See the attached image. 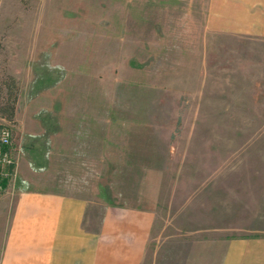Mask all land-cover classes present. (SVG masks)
Returning <instances> with one entry per match:
<instances>
[{
	"label": "rangeland",
	"instance_id": "obj_1",
	"mask_svg": "<svg viewBox=\"0 0 264 264\" xmlns=\"http://www.w3.org/2000/svg\"><path fill=\"white\" fill-rule=\"evenodd\" d=\"M185 7L0 0V105L13 93L16 109L47 107L29 116L23 111L22 118L69 124L75 130H64L63 138L69 134L81 152H93L103 124V164L77 163L72 178L62 169L69 179L63 182L96 187L104 201L131 206L147 187L139 176L149 167L187 174L159 180L160 203L141 264H182L192 240L185 229L212 224V212L197 209L194 197L202 181L196 171H211L212 155H264V131L205 129L212 122L264 121V98L242 97L244 86L251 94L255 86L228 77L243 59L263 62L264 42L244 50L237 39L205 34L200 7L190 14ZM17 123L15 115L9 121L0 114V128L13 132L16 157Z\"/></svg>",
	"mask_w": 264,
	"mask_h": 264
},
{
	"label": "crops",
	"instance_id": "obj_2",
	"mask_svg": "<svg viewBox=\"0 0 264 264\" xmlns=\"http://www.w3.org/2000/svg\"><path fill=\"white\" fill-rule=\"evenodd\" d=\"M82 1L175 3L186 5L187 13L195 5V9L202 10L205 34L237 39L244 50H251L252 41L264 42V0ZM102 62L99 65L101 82ZM242 63L228 77L236 76L239 83L255 86L254 94L244 86L242 97L263 99L264 60L253 64L252 60L243 59ZM252 69H255L254 76ZM44 108L19 104L15 108L19 151L15 174L0 192V264H141L160 203L159 180L184 178L187 174L170 171L168 175L166 171L149 167L139 176L148 179V183L134 205L108 203L98 188L63 182L68 178L60 176V170L66 169L71 177L70 173L78 171L77 163L103 164L106 151V147L103 151V124L100 125L98 149L95 146L92 153L91 149L81 152L69 140V134L68 141L63 138L64 130H75L69 128V124H62L61 128L57 124L22 118L23 111L29 116L39 111L43 113ZM99 116L103 117L102 105ZM208 125L207 130L264 131V121L225 122L221 123L222 127L214 122ZM173 129L172 126L168 128L169 131ZM47 131L51 134L47 135ZM166 154L171 155V146ZM82 155L84 159L80 158ZM210 159L211 171H196V178L202 181L198 182L194 197L197 209L211 211L213 221L211 225L198 224L193 229H185L192 240L182 264H264V155L230 154L222 158L212 155ZM254 162L257 168L251 169L250 164ZM205 179L210 181H203ZM207 189L211 196L209 201H204Z\"/></svg>",
	"mask_w": 264,
	"mask_h": 264
},
{
	"label": "built area",
	"instance_id": "obj_3",
	"mask_svg": "<svg viewBox=\"0 0 264 264\" xmlns=\"http://www.w3.org/2000/svg\"><path fill=\"white\" fill-rule=\"evenodd\" d=\"M16 147L13 132L9 126L0 128V192L15 174Z\"/></svg>",
	"mask_w": 264,
	"mask_h": 264
},
{
	"label": "trees",
	"instance_id": "obj_4",
	"mask_svg": "<svg viewBox=\"0 0 264 264\" xmlns=\"http://www.w3.org/2000/svg\"><path fill=\"white\" fill-rule=\"evenodd\" d=\"M9 101L0 105V114L3 118L12 121L14 118L16 94H9Z\"/></svg>",
	"mask_w": 264,
	"mask_h": 264
}]
</instances>
